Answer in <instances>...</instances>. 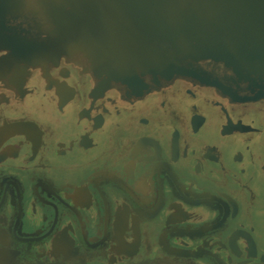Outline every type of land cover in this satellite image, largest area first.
<instances>
[{"label":"flooded vegetation","instance_id":"flooded-vegetation-1","mask_svg":"<svg viewBox=\"0 0 264 264\" xmlns=\"http://www.w3.org/2000/svg\"><path fill=\"white\" fill-rule=\"evenodd\" d=\"M189 1L222 56L198 78L0 70V264H264V0Z\"/></svg>","mask_w":264,"mask_h":264},{"label":"water","instance_id":"water-1","mask_svg":"<svg viewBox=\"0 0 264 264\" xmlns=\"http://www.w3.org/2000/svg\"><path fill=\"white\" fill-rule=\"evenodd\" d=\"M202 3L23 0L22 8L29 14L26 27L19 35L1 38L10 51L0 60L1 74L67 56L87 60L101 86L145 88L147 80L158 84L180 76L198 78L201 61L222 57L211 44L213 36L199 30ZM5 8L0 4V10ZM12 20L17 18L0 16V34Z\"/></svg>","mask_w":264,"mask_h":264}]
</instances>
